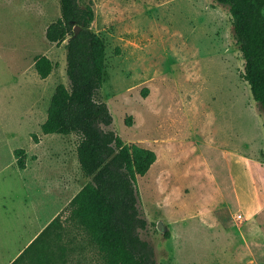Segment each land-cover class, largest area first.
<instances>
[{
	"label": "rangeland",
	"instance_id": "rangeland-1",
	"mask_svg": "<svg viewBox=\"0 0 264 264\" xmlns=\"http://www.w3.org/2000/svg\"><path fill=\"white\" fill-rule=\"evenodd\" d=\"M78 1L93 10L91 30L105 46V80L97 97L112 115L109 129L156 156L136 177L138 207L148 221L139 235L153 246L156 263L264 264V113L242 78L244 61L227 7L215 0ZM58 17V0H0V44L18 26L25 66L23 137L11 144L0 137V254L9 251L5 243L17 246L22 236L34 237L63 207L56 223L40 233L44 257L28 264L53 261V227L78 226L52 178L66 172L78 188L88 180L77 160L78 136L42 135L39 129L56 86L69 84L65 42L45 38ZM42 55L54 64L45 79L33 68ZM14 73L0 60V84L15 80ZM16 148L25 151L23 170ZM253 164L263 173L259 201ZM83 234L85 257L71 264H104Z\"/></svg>",
	"mask_w": 264,
	"mask_h": 264
},
{
	"label": "trees",
	"instance_id": "trees-1",
	"mask_svg": "<svg viewBox=\"0 0 264 264\" xmlns=\"http://www.w3.org/2000/svg\"><path fill=\"white\" fill-rule=\"evenodd\" d=\"M215 1L228 9L233 36L244 61L242 78L264 113V0ZM58 2L60 17L48 24L45 38L55 45L65 42L69 84L56 86L40 133L79 138L77 160L88 180L67 205L69 218L85 231L104 264H157L153 246L139 235L148 221L140 213L136 186V177L147 173L155 153L136 144H125L109 129L112 115L97 97L105 80V46L91 30L94 12L89 6L82 7L78 0ZM33 68L40 79H45L54 64L42 55L35 58ZM14 156L17 167L25 169V151L16 149ZM40 235L12 264L38 242ZM168 236L165 232L164 237Z\"/></svg>",
	"mask_w": 264,
	"mask_h": 264
},
{
	"label": "crops",
	"instance_id": "crops-1",
	"mask_svg": "<svg viewBox=\"0 0 264 264\" xmlns=\"http://www.w3.org/2000/svg\"><path fill=\"white\" fill-rule=\"evenodd\" d=\"M10 6L13 4H9ZM17 10V9H16ZM18 26H16L15 36L9 34V39L4 40L0 44V60L7 71L8 74L16 73L14 77L15 80L12 79L11 82L6 81L5 83L0 84V93H2V98L0 99V137L3 139L4 143H9L15 141L17 143L18 137L22 138L24 134V84H25V72H24V64H23V44H22V33L18 34ZM22 32V31H21ZM34 64V61H33ZM13 67L15 70H13ZM14 73V74H15ZM36 73V72H35ZM37 75V74H36ZM38 76V75H37ZM39 77V76H38ZM13 89L15 91L13 92ZM31 115V114H30ZM14 126V128H12ZM40 129V127H39ZM13 145L8 148L9 150ZM20 149V148H16ZM14 149V150H16ZM13 150V154H14ZM41 152V151H40ZM42 157V156H41ZM41 157H38L37 162L40 164L42 162ZM251 163V162H250ZM252 173L254 174L253 178L255 182H253L255 195L258 196L259 199L263 196V173L262 170L258 168V166L254 165L251 167ZM62 176H56L52 178V183L56 185L57 191L60 193L62 200H67L65 202L66 207L71 199L76 195V193L84 186V184L78 188V183L74 184L70 177H66V172H62ZM233 190L235 196L238 199V187L236 183H234L233 178ZM253 181V180H252ZM261 202V201H260ZM57 203V202H56ZM56 203H53V206H57ZM59 207L63 204L58 202ZM63 207L55 212L53 217L48 223H45L43 227L40 228L38 233L34 235V237L26 236L21 237L17 246H13L12 243H5L7 245V254H0L1 264H12L18 257L30 246L31 243L40 235V233L49 225V223L60 215ZM52 210V209H51ZM251 211H248V216ZM215 221L216 218L214 217ZM37 223L39 220L36 218ZM218 227V226H217ZM220 227V226H219ZM27 227H24V232H28ZM51 234V243L54 246V250L56 251L54 254L53 261H49V264H71L73 259L85 257L86 252V242L82 240L84 238L82 228L76 225H62L53 227L50 232ZM83 234V236H82ZM25 240V241H24ZM50 244V243H49ZM60 246H63V251L58 252ZM46 250V245L44 241L37 242L31 249L27 250L24 255L15 263V264H28V262H33L34 258H43L44 252ZM242 255L245 257L249 256L250 246L247 242L245 246H243V250L241 251ZM51 254L49 252V256ZM44 262V261H42ZM41 262V263H42Z\"/></svg>",
	"mask_w": 264,
	"mask_h": 264
},
{
	"label": "water",
	"instance_id": "water-1",
	"mask_svg": "<svg viewBox=\"0 0 264 264\" xmlns=\"http://www.w3.org/2000/svg\"><path fill=\"white\" fill-rule=\"evenodd\" d=\"M75 32H78V28L77 27L75 28ZM157 229L158 230H162V226H161L160 223L157 224Z\"/></svg>",
	"mask_w": 264,
	"mask_h": 264
}]
</instances>
